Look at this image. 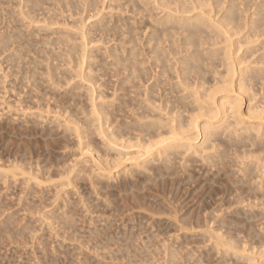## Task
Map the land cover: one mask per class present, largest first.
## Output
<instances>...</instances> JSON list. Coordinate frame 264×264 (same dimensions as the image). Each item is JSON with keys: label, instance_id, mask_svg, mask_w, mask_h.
Masks as SVG:
<instances>
[{"label": "bare ground", "instance_id": "obj_1", "mask_svg": "<svg viewBox=\"0 0 264 264\" xmlns=\"http://www.w3.org/2000/svg\"><path fill=\"white\" fill-rule=\"evenodd\" d=\"M130 1L134 2L135 6L136 5L140 6V8L143 5L141 3H137L138 0H130ZM140 1H142V0H140ZM0 2H3V1H0ZM43 2L45 4V0H26L25 1L26 7H23V8H27L26 9L27 14L25 13L27 15V17L30 18L31 16H33L31 14H33V13L35 14L36 11L42 10L41 8H43V6H44ZM19 4H22L21 0H20ZM155 5H157V7L155 6V8L156 9L160 8L161 12H163L164 15L162 17L148 19V21L146 19L144 21V24H145L144 25V38L145 39H144L143 44L146 45L149 49L148 51H146L145 49L143 50V53L146 51L145 52L146 54L144 53L145 56L147 55L146 58H143L141 60H137V58H135L137 55L135 53L136 49H137L136 48L137 47V39L135 38L134 35H132V33H133L131 31L132 29H124V28H122V25H119V26L122 28L123 32L125 34L130 33L132 35L128 41H130L129 43H134V46L131 47L130 49H128L125 46L117 47L114 44L113 47H111V48L110 47L107 49L105 48L106 50H104V51H106V52H103L104 56L107 55V57H112V59H113L112 65L120 66V69H124L127 73V75L124 78L123 83H122V85L124 83H125V85H128V88H125L127 93L120 94V95L117 94V95H119V97L121 95H123V97H121L123 99L128 96V99H129V96H131L132 93L137 92L139 94L141 92V91L139 92L137 90V87H139L138 85H142L145 87V88H143L144 90L142 89L143 91L141 92L143 94L142 99L140 98L141 100H139V98H137L138 101H135L133 99H129V100L127 99L126 101H124L125 99L124 100L122 99V101L119 104L117 103L118 101L115 100V101H117L116 105H115V102L113 103V105L110 104L111 106H107L109 104H107L105 106L106 103L105 104L102 103V104H104L103 106H105V107H101V108L98 107V104L101 105V103L96 104L94 102V100L91 99L90 102L92 103V100H93V103H94V104L92 103L93 105H90V103L89 104L86 103V104L91 106V107L89 106V109L84 108L82 106V103L80 102L81 107H82L80 110L84 111L85 113L87 112L88 115H86V116H90V114H91V116H93V118H91V119L86 118V116L84 115L83 112H81V114L83 113V115L85 116L84 119H83V116H82V118H80L81 115H79L77 117V114L75 111L79 110L78 108H79L80 104L78 105L77 110L75 109V111L73 110V112H71V110L69 111L72 113L69 116L70 117L73 116L72 117L73 119L75 118V121H73L72 119H71L72 121L71 120L68 121L69 123H70V121H71V123L75 122V125H74V123H72L74 125V126L72 125L74 131L70 130L72 126L65 127L66 128L65 130L66 131L68 130V131H70V133H73V134H75V133L78 134V136L76 134V137H78L77 139H79V140H77V139L76 140L79 141V143H77V146H78V144H80V153H79L80 154V161L77 160V161H79L77 163L82 165V166H80V165H78V166H80L81 168L84 167V169H85L86 165L85 164L83 165V163L84 162L86 164L88 162L91 163L89 165L90 166L89 167L90 172H87L90 177L89 176H87V177H89L90 181L92 180V183H91L92 186H93V184H96L97 181L100 182L105 178L112 179V178L116 177V175H117L116 173H118L119 171H116L115 168L118 166L120 167L121 162H119L118 157L116 158L114 156V154H112L111 152L115 150V146H117L118 142H119V143H121V147H123V148L129 149L131 147H136V148H138V151H137L138 153H142V155L148 154L149 156H153L149 159H143L142 156H139L135 159L130 158V162L131 161H132V163L134 162V165H137L136 167H139V169L145 165L143 168V169H145V171H147V170L151 171V169H152V172H153L152 175H151V172H150V174H147V172H146L145 175H148L147 177L149 179H150V177H152L154 175L155 176L154 179H156V182H157L158 177L164 178L165 176L173 177V176H175V174L177 175L178 171L180 170L177 167L178 166L177 164H179V163H177L178 158L182 157V159H184L185 155H187L186 153L189 154V150L193 149V154L195 153L196 155H200L201 161L200 160H198V161H200L201 164L200 163L199 164L202 165V162H203V164L205 165L204 167L206 168V170L205 169L204 170L207 173H210L214 170L215 172L213 173V175L214 174H217V175L221 174L219 176L226 177L225 180H222L221 183L218 182L219 185L220 184L222 185V186L220 185V188L221 187L222 188L215 195L216 196L218 195L219 197L215 200L213 199L212 200V201H214L213 206L211 205L210 207H207V208H204V207H206V206H204L205 200L203 203L204 207L201 205L202 202L200 203V205L203 207V208L202 207L200 208V210L203 209V213H201L203 218H202V216H200V212L198 210L200 206L197 207L198 209L193 210V212L195 211V213L199 212L198 215L202 219H199L200 217L197 216V214H195V213H194L195 216H192L191 218L188 219V217L190 216L191 210H189L190 213L184 212V211H186V208H185L186 204L184 205L185 210H183V209L182 210L185 214L186 213L189 214L188 217L185 216L183 218V216H181V215H184L183 212L179 216L178 212L181 213V210L179 211V208L182 206L181 205L182 203L178 204L179 206L181 205L180 207L177 204H176L177 207L176 206H174V207L170 206L169 211L170 210L173 211L175 213L174 214L175 216L172 217L171 214H169L167 212L168 210H166V209H168L169 207L166 208L165 210L163 209L164 212L166 211L167 213L166 214L164 213L165 215H162L163 214L162 209L158 208V206H157L156 208H158V209H156V208L152 209V211L154 213V217H156L155 215H157L158 213H162V214H158V216L159 215L160 216L161 215L167 216L168 218L167 217L165 218L166 219L165 223H167V219L169 220L172 218V221H174L173 224L176 223V226H174L175 229L176 228L179 230H183V229L185 230L186 229L188 231V229L190 228L189 229L190 231H188V232H193V230L195 229L196 231L194 230L193 233L202 229L201 233H199V235H202V234L203 235L200 236V238L206 237L208 239L206 240V242H204V240L201 241V243L204 242L202 244L205 245L208 242V240L210 242H212V243H210L212 246L211 250L212 249L216 250L218 252L217 254L221 255L220 260H224L225 263L226 262L231 263L230 258L236 257L235 259L238 258L237 260L239 261V264L240 263L244 264V263H242L243 261L247 262V263L249 262L248 264H264V237L259 238V237H261V235H264V208H262V207H264V37H262L263 38L262 40H260V38H259L260 34H264V0H156ZM0 9H1V7H0ZM21 13L23 14V11ZM23 15H22V17H24ZM38 15H39V13L37 12V17H38ZM13 16L14 15L12 14L11 19ZM35 16H33V17H35ZM15 17H16V15H15ZM34 20H32V21L30 20V22H32V24H33ZM12 21H13V19H12ZM27 21H28V18H27ZM102 21H103L102 19L98 20V22H100V24L102 23ZM30 22H28V23H30ZM35 22H37V21H35ZM15 23H17L16 20H15ZM18 25L20 26L19 23H18ZM21 25H23V24H21ZM25 26H27L26 23H25ZM16 28H17L16 26H15V28H13V30L15 29L14 32H16ZM18 28H19V30L21 29V33H20V31H18L17 34L15 33L16 34L15 35L14 32L12 33V30L10 29L11 33L3 34L2 36L0 35V42H2V44H0V45H2L3 51L4 50L8 51V49H10L13 46L12 49L14 52L9 53L8 56L6 57V58H8V60L7 59L6 60L7 61L11 60V65H12L11 67H13V66L15 67L16 65L17 66L19 65L18 69L20 70V68L23 67V66H20L21 62L23 63L22 60H24V59L26 60L27 55L32 51V50L30 51V47H28V45L29 44L33 45V44L29 38H28L30 41V42L28 41L29 44L27 41H26L27 43L26 42L24 43L23 40H22V42L19 41L20 39L27 40V38L26 39L22 38L23 37V36H21L22 35V28H20V27H18ZM99 29H104L106 31L112 30L111 27H108L104 24L101 25V27ZM10 30H9V32H10ZM37 31L42 32V31H40V29H38ZM34 32H36V31H34ZM34 34H36V33H34ZM81 35L83 36V37L81 36L82 41L83 40L85 41L82 43L83 47H80L81 44H79V47H77L78 45L72 47V49H75V52L74 53H68L64 57H62L58 53L52 52V57L56 56L54 61L56 59H58V62L60 64H71L72 65V63H73L74 66H76V65L80 66L81 71L78 75H80L83 80H85L87 78V81L91 84V87H88V88H91L92 93L96 90L95 91V94H96L97 91L100 92V90H97L95 88V84L97 82L96 80H97L98 76L96 77V75H93V74L88 75L89 73L85 74V69L83 70L85 59L88 57L87 53L90 50V49L88 50V46L90 45V43H92L94 41V39H89L88 37L84 36V34H81ZM18 37H20L19 40H18ZM25 37H28V36L26 35ZM79 38H80V36H79ZM254 38H256V39H254ZM16 40H18V42L20 44L19 43L16 44L17 43ZM111 40H115V42H116V39H114V38ZM46 41L47 42H45V40H44L45 44L43 43V41H41L42 46L44 44V52L46 51L45 48L47 49V45H50L49 41L48 40H46ZM100 41H101V39H98L97 41H94V42L97 43ZM256 41H257V43L259 41L258 45L249 46L250 43H253ZM103 42H105V38L103 39ZM107 43L105 42V44H107ZM31 45H29V46H31ZM246 45H248V47H245ZM39 49H38L39 50L38 53H40L39 54L40 57H37L38 56L37 55L36 57L31 58V59L35 58V60L34 59L28 60V62L24 63V65L28 64V63L29 64L32 63L30 65L34 66L33 68H30L29 64L26 65L27 71L25 70L26 73L23 74L25 80H26V78H28V75H27V74H29L28 72H30L29 77L32 76L33 80H34V78H37V79H35V81L32 80V77H30V79L29 78L27 79L29 83L31 82V80L34 82V83L31 82V84L34 87H37V83H39V82L42 83L41 79L47 78L46 79V81H47L48 77H49L50 78L49 80L53 81V79H51V78H54V76H55V77H57V79H59L58 75L60 74L59 69H58L59 72L55 71L58 68V65L55 66L56 68L54 70L49 63L44 61V59H46V58L48 59L50 56H46V58L43 57V55L45 53H47V52L43 53V48H42V53H43L42 57L44 59L41 61H44V63H46L45 66H46L47 70L45 69V66H43L44 65L43 62L41 63V61L40 62L36 61V58H38V59L42 58L41 57V54H42L41 48H39ZM99 49L102 50L101 48H99ZM99 49H98V51H99ZM23 51H24V53H23ZM79 51H82V53L80 54ZM48 54H49V52L46 55H48ZM94 54H96V52ZM94 54H93V57H94ZM96 56H97V54H96ZM146 63L149 64V68L145 65ZM17 66H16V68H17ZM74 66L71 67V69H69L71 71L67 70V71L71 72L70 74L72 76L75 74V73H73V70H72V68L74 69ZM43 69H45V71H47L46 75H45V72L43 71ZM40 71L44 72V73H42L43 78H42V74H40ZM69 72H67V73L69 74ZM70 74H69V77H70ZM44 75H45V77L46 76L47 77L45 78ZM67 77H68V75H67ZM60 78L63 79L64 77H60ZM167 79H169V80H167ZM170 79H172V80H170ZM174 79H176L177 81L174 82L173 81ZM56 81H57V83H59L58 80H56ZM59 81L61 83L62 80L59 79ZM167 81L168 82L173 81V83L171 82V83H169L170 84L169 86L163 88V85L168 83ZM54 82L55 81H53V83ZM62 82H64V81H62ZM42 87H43V85H42ZM119 89H121V88H119ZM43 90L46 91V89H43ZM45 91H43V92H45ZM122 91H123V88H122ZM70 92H71V90L69 91V93L67 92V94H70ZM116 92H117V90H116ZM124 92H125V90H124ZM181 93H183V94H181ZM138 94L135 96L141 97V95H138ZM74 95H72V98ZM77 96L78 95H76L74 97H77ZM84 96H87V94H85ZM58 97H60V96H58ZM116 97H118V96H116ZM119 97H118V99H120ZM143 97H144V99H143ZM69 98H70V96H69ZM55 99H56V101H57V99H59V98H57V95H56ZM96 99L97 98L95 97V100ZM71 101L72 100L70 99V102ZM38 102L41 104L40 101H38ZM75 102H76V100H75ZM112 102H110V103H112ZM53 103H55V102H53ZM83 103H85V102H83ZM62 104L63 103L61 102V106H62ZM64 104H66V103H64ZM72 104H74V103H72ZM58 105H59V103H58ZM68 105H69V103L67 104V106ZM70 106H72V105H70ZM73 107H75V106L73 105ZM58 109L59 108L57 107L56 110H58ZM65 109H66V107H65ZM60 110H61V108H60ZM66 110H67V112H66ZM66 110H65V112L68 113V109H66ZM60 112H61V114H63L62 111H60ZM60 112H58V113L60 114ZM74 112L76 115L74 114ZM90 112H92V113H90ZM66 113L64 115H66ZM93 113L95 114V116ZM59 114H57L58 115L57 117H59L61 115V114L60 115ZM70 117H69V119H70ZM34 118H32V119H34ZM59 118H57V119H59ZM65 119L68 120V115H66ZM59 120H58V123H59ZM18 122H20V120ZM25 122L28 123V120ZM65 122H66V120H65ZM68 122H66L65 124L69 125ZM58 123L57 124L55 123L56 126L53 124L55 126L54 128L58 127ZM110 127H112V130L109 132L108 130H110ZM71 131H73V132H71ZM67 132H64V133H67ZM47 133H49V132H47ZM64 133H61V134L64 135ZM93 134H96V136L100 135L101 138L104 139V140L101 139V140H103V145H104V143L106 144V141H107V145H105V147L102 148V146H101L102 141H100V140H99L100 145H94V143H92V140H94V139H92ZM24 135H25V133H24ZM45 135H46V132H45ZM68 135H69V133H68ZM8 136H9V133H8ZM85 138H87V139L90 138L92 140H90V139L85 140ZM199 138L201 141L200 144L198 145L199 141L197 144H195L194 143L195 140L199 139ZM19 139H20V137H19ZM97 141H98V139H97ZM182 149H183V151H182ZM205 150L210 151V152L212 150V153L209 152L207 155H202V154L207 153V152H205ZM0 152H1V150H0ZM75 153H77V150ZM200 153H202V154H200ZM11 154H12V152H11ZM18 154H17V157H18ZM77 155L78 154H76V156ZM30 156H32V154ZM192 156L195 157V155L189 156L190 159L188 158V156L186 157V165L188 162L187 158L189 160H191ZM194 157H193V159H194ZM196 158L197 157H195V159ZM76 159L77 158H75V160ZM197 159H199V158H197ZM11 160L12 159L10 158V161H9L10 163L8 164L7 167H0V177H2L3 180L8 181V179L11 177L16 179V180L17 179L20 180V178H17V176L21 175V177L24 176L23 177L24 180H22V182H27V184H28L30 181H32V183L34 182L39 186V185H42L43 183L45 184V182L47 183V181H43L45 175L50 176L52 174V173L50 174L49 172H46V171H49L48 168L50 169V167H47V170L44 168L43 170L44 171L46 170L45 171L46 173H43L44 172L42 170L43 166H41V164H40V161H39L40 159L38 161L37 160L34 161L31 159H30V161H25V159H23L22 163H26L27 167L25 164L18 162L19 160H16V159L14 161H11ZM181 160L180 161L178 160V162H180V164L182 161H184V160H182V161ZM194 160H193V162L196 161V160L195 161ZM127 161H129V158H127ZM45 162H46V159H45ZM61 162H62V164H64V165H62L63 167L64 166L69 167L71 165L70 162H69V164H70L69 166L66 165L68 163L65 162V159H64V161H61ZM157 162H158V164H157ZM48 164H50V163H48ZM127 164H128V162L126 163V166H127ZM180 164H179V166L181 168L185 163L182 165H180ZM190 164H193V163H190ZM57 166H58V164H57ZM59 166H58V168L60 169ZM71 166H73V164ZM78 166L76 164L75 167L74 166L71 168L69 167L70 169L66 168L67 170H65V167H64L63 168L64 170H61L62 169L61 168L59 171L57 170V168H55L57 170V172H53V174L55 173L57 176L60 177L59 180L57 179V181H59V183H60V186L61 185H62V187H64L63 185H73L74 186V184H77L75 182H77V179H79L81 177V174L83 173V172L81 173V171L78 170V168H77ZM121 166H123V165H121ZM124 166H125V164H124ZM124 166L122 167V172H124L123 171ZM191 166H193V165H190V169L192 168ZM51 167H52V165H51ZM186 167L184 166L185 169H189L188 168L189 165L187 168ZM201 167L203 168V165ZM201 167L199 166L196 168L199 169ZM127 168H128V166H127ZM184 168L182 167L181 169L183 170ZM196 168H194V169L196 170V172H198V170ZM86 169H88V168H86ZM86 169H85V171L89 170V169L88 170H86ZM185 169H184V171H185ZM81 170L83 171V168ZM113 170L116 172H114ZM131 170H132V168L130 169V171H128L127 174H129V173L132 174L134 172L135 174L133 173L132 175H136V176H134L136 178L138 176L137 173L135 172L136 170H134V171L133 170L131 171ZM140 170H142V169H140ZM145 171L144 172L142 171V173L144 174ZM186 171H188V170H186ZM200 171H201V169H200ZM199 172H198V174H199ZM84 173H86V172H84ZM125 173L126 172H124V174ZM187 173H184L183 175L188 176ZM190 173H191V171H190ZM202 173H203V171H202ZM207 173H206V175H207ZM119 174L117 175V177L119 176ZM143 174H141L140 176H142ZM202 175H205V174H202ZM213 175H211V176L213 177ZM51 176H53V175H51ZM57 176L54 175V178H58ZM193 176L194 175H192L191 178L194 179L195 177H193ZM195 176H197V173ZM84 177H86V174H85V176L82 177V179ZM126 177H128V176H126ZM126 177H125V180H126ZM200 177H202V176H200ZM214 177H215V175H214ZM23 178H21V179H23ZM54 178L52 180L56 183L57 181H55ZM140 178L142 179V177H140ZM152 178H151V180H152ZM161 178H159V179H161ZM219 178H221V177H219ZM11 179H9V180H11ZM136 179H139V178H136ZM141 179H140V182L143 180V179L142 180ZM154 179L151 181L152 183L149 180H148V182L153 184ZM184 179H186V178H184ZM184 179H181L180 181L182 182V181H184ZM200 179H202V178H199V181L197 179V181L202 182V181H200ZM128 180L130 181V179H128ZM174 180H175V178H174ZM189 180H190V178H189ZM189 180H188V182H190ZM80 181H81V179H80ZM160 181H162V180H159V182ZM164 181L166 182V180H164ZM175 181L173 182V179H172L173 183H175ZM180 181H179V185H181L183 187L184 183L181 184ZM192 181L193 180H191V182ZM205 181H208V180H205ZM205 181H203V183ZM209 181L213 182L215 185V182L218 180L212 181V179L211 180L209 179ZM209 181H208V183H209ZM48 182H49V179H48ZM83 182H85V181H81V183H83ZM140 182L138 180V182L135 181L134 183L136 184V183H140ZM3 183H4V181H3ZM17 183H19V182H17ZM149 183H148V185H150ZM213 183L211 186H213ZM20 184H21V182L19 183V187H20ZM53 184H51V185H53ZM135 184H132V186ZM196 184H197V182H196ZM196 184H193V185H195V187H199V186H196ZM200 184H202V183H200ZM204 184H202V186ZM216 184H217V182H216ZM3 185H5V184H3ZM8 185H10V184H8ZM141 185L144 186L142 182H141ZM148 185L145 184L146 190H147V188L149 189ZM22 186H23V183H22ZM26 186H25V188H26ZM30 186H32V184H30ZM34 186H35V190H36V185H34ZM76 186H78V185H76ZM94 186H97V187H95L96 190L95 189H93V190L97 191L98 185L96 184ZM145 186L139 187V189H141V188L144 189ZM191 186H192V184H191ZM49 187H50V185H49ZM57 187L60 188L59 186H57ZM150 187L152 188L153 185ZM159 187H161V186H158V188ZM175 187L176 186L174 185V188ZM177 187H178V185H177ZM184 187H186V186H184ZM184 187L182 189H184ZM187 187H189V186H187ZM5 188H7V186ZM8 188L10 189V187H8ZM14 188H16V187H14ZM32 188H33V186H32ZM42 188H44V187H42ZM79 188H81V187H79ZM167 188H165V189H167ZM171 188H173V187H171ZM218 188H219V186H218ZM40 189H41V186H40ZM60 189H62V188H60ZM67 189H69V188H66V191H67ZM153 189H155L154 190L155 192L157 191L155 186ZM182 189H181V191H182ZM197 189H199V188H197ZM197 189L196 190L193 189L194 190L193 192L197 191ZM206 189H205V191H206ZM214 189H215V187H214ZM23 190H24V192H26L25 189L22 188V191ZM35 190H33L34 191L33 193H36L39 189L37 188V191H35ZM186 190H188V188ZM147 191L149 192L150 190H147ZM165 191H167V190H165ZM173 191L174 190H172V193H173ZM176 191L177 190L175 189V192ZM184 191H185V189H184ZM184 191H183V193H184ZM189 191H190V189H189ZM124 192H126V191H124ZM136 192L140 193L138 191H136ZM193 192H192V194H193ZM200 192H202V191L200 190ZM211 192L212 191H210V193ZM19 193H21V192H19ZM71 193H70V195H71ZM80 193L82 194V192H80ZM97 193H100V192L97 191ZM164 193H166V192H164ZM164 193H162V194H164ZM172 193H170V195ZM179 193H181V192H179ZM146 194H147V192H146ZM150 194H152V193H150ZM188 194H189V192H188ZM199 194L201 195V193H199ZM203 194H204V192L202 193V195ZM60 195H63V194H60ZM157 195L158 194H156L155 196H157ZM176 195L177 194H175V196ZM205 195L206 194H204L203 197ZM25 196H28V195L26 194ZM155 196L153 197V195H152V197H150V198L154 199V198L158 197V196L157 197H155ZM1 197H3V195ZM60 197H62V196H60ZM81 197H83V196H81ZM160 197L163 198V200L165 202H167V200H169L170 196H168L167 200L162 196H160ZM171 197H170V200H171ZM203 197H201V198H203ZM58 198H59V196H58ZM64 198H66V195ZM67 198H68V195H67ZM159 198H157L158 201H159ZM161 198H160V201H162ZM205 198H203V199H205ZM29 199H30V197H29ZM109 199H110V197H109ZM172 199H174V198H172ZM178 199H179V197H178ZM193 199H194V197H193ZM30 200H32V199H30ZM60 200H63V198L62 199L60 198ZM66 200H68V199H66ZM66 200L64 199V202H66ZM97 200H100V199H97ZM105 200H108V199L105 198ZM129 200H131V199H129ZM154 200H155L154 203H153V201H151L153 206L155 205V202H157L156 199H154ZM182 200H183V196H182L181 201ZM196 200H197V198H196ZM201 200L202 199H198L196 202L201 201ZM79 201H80V199H79ZM164 201H162L163 204H164ZM174 201L177 202V197H176V200H174ZM179 201H178V203H179ZM183 201L185 202V200H183ZM109 202H111V201H109ZM126 202L127 201H125V203ZM170 202L172 204L173 200L169 201V203ZM25 203L27 204L26 201H25ZM25 203H23V204L26 206ZM29 203H32V201H30ZM81 203H82V201H81ZM92 203H93V201H92ZM98 203H100V201ZM134 203L136 204V202H134ZM134 203H132V204L134 205ZM162 203L160 202V204H158V203H156V204L162 205ZM169 203L167 202L165 204L170 205ZM152 204H148V207ZM30 205L31 204H29V206ZM65 205H67V203H65ZM65 205H64V207H65ZM2 206L3 205H1V207ZM29 206H27V207H29ZM86 206H88V205H86ZM129 206L130 205H128V207ZM139 206H140V204H139ZM146 206H147V204L145 205V208H146ZM153 206H151V208H153ZM162 206H164V205H162ZM31 207H32V205L29 207L30 209L29 208L28 209L32 210ZM137 208H139V207H137ZM137 208H135V209H137ZM85 209H86V207H85ZM133 209H134V207L132 209H130V210H132V212L130 211L131 213L134 212ZM140 209L142 210L143 208H140ZM148 209H150V208H148ZM125 210H126V208L123 211H125ZM144 210L150 211V210L143 209V212H144ZM126 211H129V210H126ZM152 211H151V213L149 212L151 215L153 214ZM66 212L64 215L62 214L63 215L62 217H64L66 214H69L68 212L67 213ZM134 213H136V212H134ZM140 213H141V211H140ZM146 213H148V212H146ZM146 213H145V216H147ZM137 214L138 213H136L134 215L137 216ZM168 214L170 215L171 218L168 216ZM149 215L147 216V218L150 217ZM66 216L69 218H65V217L62 218L65 220V222L72 220L71 215H66ZM196 216L198 218L197 220H196ZM154 217L151 216V218L155 219ZM8 218H10V216ZM193 218H195V219H193ZM64 220H62V221L64 222ZM147 220L149 221L150 219H147ZM152 220L150 221L151 223H153V221L155 222V220H157V219H155L153 221ZM162 220H164V219H162ZM240 220H243V221H240ZM12 221L14 222V220H12ZM60 221L61 220H59V222ZM244 221L249 222V223H245ZM6 222H7L6 224H8L9 221H6ZM157 222L160 223V220ZM169 222H170V225H169V223H168V225L173 228V226H172L173 224L171 225V221H169ZM242 222H244V223H242ZM14 223H12V224H14ZM50 223H53V222H50ZM93 223H94V221H93ZM123 223H125V222H123ZM159 223H157V224H159ZM165 223H164V225H165ZM4 224L2 222V226ZM157 224L155 223L156 226H157ZM61 225H63V224L61 223ZM127 225H125L126 228H127ZM153 225H150L152 227V231H153ZM160 225H163V224H160ZM26 226L28 227L29 225H26ZM70 226H66V228L67 227L70 228ZM123 226H124V224H123ZM169 226L166 225V227H168L167 229L170 230ZM6 227L3 226L4 229ZM12 227H15V224ZM157 227H160V226H157ZM195 227H198V229ZM23 229H24V226H23L22 230ZM149 229H151V228L149 227ZM191 229H192V231H191ZM6 230H8V229L6 228ZM24 230H23L24 232H29V230L28 231H26V229H24ZM65 230H67V229H65ZM96 230H98V229H95V231ZM8 232H9V230H8ZM11 232H10V234H12ZM22 232L21 233L19 232L21 234L20 238L22 237V235H25V236L27 235L30 237L29 234H24ZM118 232H116V233H118ZM120 232L122 233V231H120ZM178 232H176V233H178ZM16 233H18V232H16ZM89 233H90V230H89ZM185 233L183 231V235ZM5 234H2V235H5ZM7 234L9 235V233H7ZM103 234H101V235H103ZM99 235H100V233H99ZM188 235H190V233ZM25 236H23V237L25 238ZM27 236H26V238H27ZM88 236H93V235H88ZM107 236H108L109 240L111 239L110 240L111 242L114 241V238L112 236L111 237H109L110 235H107ZM115 236H118V235H115ZM123 236H125V235H123ZM128 236L130 237V235H128ZM185 236H187V235L185 234ZM194 236H196V235H194ZM6 237H8V236L6 235ZM16 237H19V236H16ZM94 237H95V235H94ZM97 237H99L98 234H97ZM105 237H106V235H105ZM118 237H116V238L118 239ZM10 238H12V237H10ZM32 238H33V236L31 237V239ZM108 238L106 237V239H108ZM112 238H113V240H112ZM120 238H122V236ZM123 238H125L129 242V244H127L128 242L126 240H125L126 243L123 240L122 242L125 244L124 245L121 244V245L123 246L124 250L122 248H121L122 252H120V249L117 251L118 248L116 249V251L114 250V252H116V253L113 254V257H115V258H117V255H115V254H118V253L121 254L122 253L121 259H123L124 258V256H123L124 251H126V249L129 247L128 245H130L132 242V241L130 242L129 239H127L128 237L127 238L123 237ZM198 238H196L197 240L194 241L195 245H197L196 241H198V243H199ZM1 239H2V237H1ZM4 239H6V238H4ZM21 239H23V238H21ZM89 239L91 240V237H89ZM89 239H87V240L89 241ZM117 239H115V241H119V239L118 240ZM75 240H76V238H75ZM75 240L73 242H75ZM99 240L101 241L102 239H99ZM105 240L101 241V242L99 241V242L100 243L103 242V243H105L104 245H106ZM109 240L107 241L108 243H109ZM23 241H25V240H23ZM76 242L79 243L78 240H76ZM83 242H85V241H83ZM90 242H88V243L90 244ZM194 242L190 241L189 243H194ZM100 243H98V245ZM103 243H102V245L100 244L101 246L99 245L100 247L97 245L96 248L100 249L103 246ZM112 243H114V242H112ZM117 243H119V242H117ZM172 243H173L172 246H174V242H172ZM189 243H188V245H189ZM201 243L199 245H202ZM81 244L87 246L86 245L87 243H79L78 245L80 246ZM114 244H112V245L114 246ZM149 244L150 243H148V244L143 243L141 245V247L143 248L144 251H145L144 248H146V247L149 248V246L151 245V244L150 245ZM210 244H206V245L208 246ZM83 245H81V247ZM90 245L92 246V244H90ZM93 245L96 246L94 243H93ZM110 245H108V246H110ZM121 245H119V247ZM147 245H149V246H147ZM191 245H193V244H191ZM199 245H197L196 248H194L195 247L194 246L193 247L194 250L199 251L200 248L203 246V245L202 246H199ZM85 246H83V247H85ZM115 246L117 247L116 244H115ZM176 246H178V245L176 244ZM176 246L172 247V249L170 248L171 249L170 250L171 252L169 253L170 256L169 257L167 256V257L169 258V261H170V259H172L171 261L174 262L175 264H180L181 259H180V262H178L179 260L176 258V257H178L177 256L178 255L177 254L178 247H176ZM180 246H181V244L179 245V247ZM87 247H85L84 249L88 250ZM105 247L107 248V245ZM105 247H103V248H105ZM131 247H132V244H131L130 248ZM168 247H171V246H167V248ZM74 248L76 249L75 246H74ZM82 248H80V249L83 250ZM130 248L127 249L128 250V251H126L127 253L130 252L129 251ZM80 249L78 248V251ZM138 249H140V248H138ZM31 250H33V248H31ZM81 250H80V252H81ZM143 250L140 249L138 252L142 253ZM196 251H194V252H196ZM198 251H197V253L200 252V251L199 252ZM33 252H34V250H33ZM134 252L136 253V248H135ZM193 253H192V255H193ZM34 254H35V252H34ZM195 254L196 253H194L193 256H195ZM31 255L34 256L33 253H31ZM192 255L190 253L189 256H191V257L188 258V260L190 261V264L192 261L190 259L194 258ZM36 256H37V254H35L34 257H36ZM113 257H112V259H113ZM134 257H136V256L134 255ZM197 258H198V256H196L195 260H197ZM34 259H37V261L39 260L38 257H36ZM227 259H229V261H226ZM84 260H86V259H84ZM37 261L35 260V262L37 264L41 263V262H39L41 260L38 261L39 263ZM44 261L47 263V261L45 259H44ZM202 261L203 260H201V258L199 257L198 261L197 262L194 261V262L196 264H199V263L201 264ZM235 261L233 260V262H235ZM172 262H171V264H172ZM237 262H235V264H238ZM80 263H81V261H80ZM185 263H187V262H185ZM81 264H83V262ZM128 264H130V262H128Z\"/></svg>", "mask_w": 264, "mask_h": 264}, {"label": "rangeland", "instance_id": "obj_2", "mask_svg": "<svg viewBox=\"0 0 264 264\" xmlns=\"http://www.w3.org/2000/svg\"><path fill=\"white\" fill-rule=\"evenodd\" d=\"M0 1H3V2H0L1 3L0 4V7H1V9H0V35L2 36L3 34L11 33V30L13 33L15 30V29L13 30V28H15V26L17 28H16V32H14V34L15 33L17 34L18 31H20V33H21V29L19 30V28H18V27H20V28H22V35H21V36H23L22 38H25V39L27 38V40L20 39V37H18V40L20 39L19 41H21V42L23 40V42L25 43L26 41L28 42L30 39V41L33 44V45H31V44H29L30 41L28 42V44L31 45V46L28 45V47H30V51L31 50L32 51L27 55L26 60L25 59L22 60L23 63L21 62L20 66H23V67H21L20 70L18 69L19 65L18 66L16 65L17 68H16V66L11 67L12 66L11 60L7 61L8 58H6L9 53L14 52L12 49L13 46L10 49H8V51L7 50L3 51L2 50L3 47H2V45H0V150H1V152H0V167H7L8 164L10 163L9 162L10 158L12 159L11 161H14L16 159V160H19L18 162H20V163H22L23 159H25V161H30V159L34 160V161H36V160L38 161L40 159L39 160L40 164H41V166H43L42 170L44 168L47 170V167H50V169L48 168L49 171H46V170L45 171L49 172L50 174L52 173L51 175H53V176L45 175L43 181H47V183L45 182L46 185L42 182L43 184L39 185V186L34 182L32 183V181H30L28 183L29 185L27 184V182H22V180H24V178H23L24 176L21 177V175L17 176V178H20V180L19 179L16 180V179L11 177L14 181L11 178H9L11 180L8 179V181L3 180V178L0 177V181H1L0 182V194H1L0 195V220H1L0 221V223H1L0 224V264H37L35 262V260L37 261V259H34L36 257H38V259L41 260V261L38 260L41 263H39L37 261L39 264H44V263L45 264H81L82 262H83V264H119V263L120 264H128V262H130V264H169V263L171 264L172 259H170V261H171L170 262L168 257L170 256L169 255V253L171 252L170 250L172 249V247L176 246V244L178 245V246H176V247H178V250H177V254H178L177 256L178 257H176L179 260L178 262H180V259H181L180 264H184L185 262L190 264V261L188 260V258L191 256H189V254L191 253V255H192V253L194 251H196V250H194V248H196V246L199 245L201 243V241L204 240V242H206V240L208 238H206V237L200 238V236L203 235V234L199 235V233H201L202 229L198 230L199 232L197 231L195 233H193L195 229L193 230V232H188V231H190L189 230L190 228L188 229V231L186 229L185 230L184 229L179 230L177 228L175 229L174 226H176V223H174L175 225L173 224L174 221H172V218L169 215V214H171V216L173 217V216H175L174 215L175 213L171 210L169 211L170 206H172V207L176 206L177 207L178 204L182 203L181 204L182 206L180 205L181 207L178 205L180 207L179 211L181 210V213L178 212L179 216H180L182 214L183 210H185L184 205L186 204V206H185L186 211H184V212H189V210H191V213L189 212L190 216L188 217L189 214H187V213L185 214L183 212L184 215H181V216H183V218L185 216H187L189 219L192 216H195V214H197V216H199L198 215L199 212H200V216H202L201 213H203V209L200 210V208L204 204H205L204 206H206V207L203 206L204 208L210 207L211 205L213 206L214 201H212V200L213 199L215 200L219 197L218 195L216 196L215 194L218 193L220 191V189L222 188V187L220 188L221 184L219 185L218 182L221 183L222 180H225L226 177L219 176L221 174H218V175L214 174L215 175V177H214V175H213V173L215 172L214 170L210 173H207L205 171L206 168L204 167L205 165L203 164V162H202L203 168L201 167L202 165H200L201 164L200 155H196L195 153L193 154V149H192V150H189L190 155L188 153H186L187 151L185 152L187 155H185L184 159H182V157L178 158L179 161L182 159L185 162L181 160L182 162L180 164V162H178V160H177V163H179L180 165L185 163L182 166L183 168H184V166L188 167V165H189V167H188L189 169L184 168L185 171L186 170H188V171L185 172L184 169L182 170L181 169L182 167L180 168L179 164H177L178 169H180L178 171L177 175L175 174V176H173V177L165 176L164 178H161V177L157 178L156 177L158 180L157 181L158 183H157L156 179H154L155 178L154 175H153L154 177L152 176L153 178L150 177V179L147 177L148 175H145L146 172H147V174H150V172H151V175H152V173H153L152 169H151V171L150 170L145 171V169H143L145 166L144 165L143 167L140 168L142 170H140L139 167H136L137 165H134V162L133 163H132V161L130 162V158L135 159L139 156H142L143 159H149L153 156H149L148 154L142 155V153H138L137 152L138 148H136V147H131L129 149L123 148V147H121V143L118 142V145L115 146V150L112 151L111 153L114 154V156L116 158L118 157L119 162H121V165L124 166V164H125L123 171L126 173L124 174V172H122L123 166L120 165V167L119 166L116 167L115 168L116 171H119L116 174L118 175L120 173L119 176L117 177V175H116V177H114L112 179L105 178L100 182L97 181L96 184L98 185V188H99V189L97 188V191L100 192V193H97V191L93 190L97 186H94L96 184H93V186L91 185L92 180L90 181V179H89L90 176L87 173V172H90V168H89L90 166L89 165L91 163H89V162L87 164L85 162L83 163V165L85 164L86 168L89 169L88 170L85 168L88 171H85L84 167H82L83 168V171H82L81 170L82 168L80 167L82 165L77 163L80 161V154H79L80 153V144H78V146H77V143H79V141H77L79 139H77L78 137H76L77 133L74 132L75 134H73V133H70V131L67 130L68 131L67 132L65 130L66 129L65 127L72 126L73 125L72 123H74V125H75V122L71 123L72 120L75 121V118L73 119L72 118L73 116L70 117L69 115L72 114L71 112H73V110L74 111H75V109L77 110V107L80 104V102L82 103V106L84 108L89 109V106L94 104L93 100L96 104L101 103V105L98 104L99 108L105 107L107 104H109L107 106H111L110 104L113 105L114 102L116 105L117 103L119 104L122 101L123 98H121V97H123V95H121L120 97H119V95L127 93L125 88H128V85H125V83L122 85L123 80L126 77L127 73L124 69H120V66L112 65L113 64L112 57H107V55L104 56L103 52H106L104 50H106L107 48L113 47L114 44L117 47L125 46L126 48L130 49L131 47L134 46V43H129L130 41H128V40L131 38L132 35H134L135 38L137 39V47H136L137 49L135 52L137 55L135 58H137V60H141L143 58H146L147 55L145 56L144 53L146 51H148L149 49L146 45L143 44L144 39H145L144 38V25H145L144 21L146 19L148 21V19L162 17L164 15V13L161 12L160 8H158V9L155 8V6L157 7V5H155L156 0H142V1L138 0L137 3L143 4L144 5V6L142 5L143 8L142 7L140 8V6H137V5L135 6L134 2H132L130 0H45V4L43 2V4H44L43 8L44 9L41 8L42 10L36 11L35 14L34 13L31 14L33 16L36 15L35 17L30 15L32 18L27 17V15H26L27 14V10H26L27 8H23V7H26L25 6L26 0H21L22 4H19L20 0H0ZM22 11H23L24 15L21 13ZM37 12L39 13L38 17H37ZM12 14L14 15L12 17L13 21L11 19ZM15 15H16V17H15ZM22 15L24 17L26 16L28 18V21H27V18L25 17L26 18L25 19L24 17H22ZM99 19L103 20L101 24H100V22H98ZM15 20L17 23H15ZM30 20L31 21L34 20L33 24H32V22H30ZM35 21H37V22H35ZM28 22H30V23H28ZM18 23L20 24V26L18 25ZM25 23L27 26H25ZM21 24H23V25H21ZM103 24L108 26V27H111L112 30L106 31L104 29H99L101 27V25H103ZM119 25H122V28H124V29H132L131 30L133 32L132 35L130 33L125 34ZM36 29L37 30L40 29V31H42V32H38ZM9 30H10V32H9ZM34 31H36V32H34ZM34 33H36V34H34ZM81 34H84V36L88 37L89 39H94V41L101 39L100 42L95 43L93 41L92 43H90V45L88 46V50L90 49L89 52L87 53L88 57L85 59V63L83 66V70L85 69V74L89 73L88 75L93 74V75H96V77L98 76L97 80H96L97 82L95 84V88L97 90H100V92L97 91L96 94H95L96 90L92 93L91 88H88V87H91V84L87 81V78L85 80H83L81 78V76L78 75L81 71L80 66H77V65L74 66L73 63H72V65L71 64H60L58 62V59H56L54 61L56 56L52 57V52L58 53L59 55L64 57L68 53H74L75 52V49H72V47L77 46V45H78L77 47H79V44H81L80 47H83L82 43L85 41L84 40L82 41L83 36ZM26 35L28 37H25ZM79 36L81 39L79 38ZM262 37H264V34H260V36H259L260 40L263 39ZM104 38H105V42L106 43L108 42L107 44H105V42H103ZM113 38L116 39V42H115V40H111ZM254 39H256V38H254ZM18 40H16L17 41L16 44L19 43ZM44 40H45V42H47L46 40H48L50 43V45H47V49L45 48V50H46L45 52H47V53L49 52L48 55H46L47 53L44 52V44H45ZM41 41H43V43H44L43 46H42ZM0 44H2V42H0ZM258 44H259V41H258V43L256 41V42L250 43L249 46L258 45ZM245 47H248V45H246ZM39 48H41V53H42V48H43V53H45L44 55L42 53L41 57H42V55L45 58H46V56H50V57L48 59L46 58L47 60L44 59L43 57L39 58V59L36 58V61L40 62L41 60L44 59V61L49 63L54 70L56 68L55 66L58 65V68L55 71L57 72L59 69L60 74L58 75V78L64 82L61 81V83H60L59 79H57V77H55V76H54V78H51V79H53V81H55L54 83L52 80H49L50 79L49 77H48V80L46 81L47 76L45 77V75H46L47 71H45V69H46L45 64L46 63H44V61H41V63L43 62V64H44L43 66H45V69H43V71L45 72L44 77L46 79L43 78L42 73H44V72L40 71V74H42V78H43V79H41L42 83L39 82V83H37V87H34L31 84V82L34 83L33 81H35V79H37V78H34V80H33L32 76H30V77H32L33 81L31 80V82L29 83L27 79L28 78L30 79V77H29L30 72H28L29 74H27L28 75V78H26L27 81L24 79L23 74L26 73L25 72V70L27 71L26 65L29 64L28 63V64L24 65V63L28 62V60H33V59L35 60V58H33V59H31V58L36 57L37 55H38L37 57H40V55H39L40 53H38V51L40 50ZM99 48H101L102 50H100ZM98 49H99V51H98ZM144 49L146 51L143 53ZM94 51L96 52L97 56H96V54H94L95 53ZM23 53H24V51H23ZM79 53L81 54L82 51H79ZM93 54H94V57H93ZM30 64H32V63H30ZM30 64H29L30 68H33L34 66H32ZM145 65L149 68V64L146 63ZM73 66H74V69L72 68V70H73V73H75V74L72 76L70 74L71 72H69L71 70H69V69H71V67H73ZM67 70H69V71H67ZM67 72H69L70 77H69V74ZM67 75H68V77H67ZM59 76L64 77V78L62 79ZM56 80H58L59 83H57ZM167 80H169V79H167ZM170 80H172V79H170ZM173 81L176 82L177 80L174 79ZM173 81H169V82L167 81L168 83L163 85V88L169 86L170 85L169 83H171V82L173 83ZM42 85H43V87H42ZM138 86L139 87H137V90L139 92L140 91L142 92L144 90L143 88H145L142 85H138ZM119 88H121V89H119ZM122 88H123V91H122ZM43 89H46V91ZM70 90H71L70 94H67V92L69 93ZM116 90H117V92H116ZM124 90H125V92H124ZM43 91H45V92H43ZM141 92L139 94L137 92L132 93V95L134 94L133 95L134 97L131 95V96H129V99H133L135 101H138L137 98H139V100H141L142 95H143ZM85 94H87V96H84ZM117 94H119V95H117ZM137 94L141 95V97L140 96L136 97L135 95H137ZM181 94H183V93H181ZM56 95H57V98H59V99H57V101L55 99ZM72 95H74V96L78 95L77 96L78 98L73 96V98H74L73 99ZM58 96H60V97H58ZM69 96H70V98H69ZM116 96H118L120 99H118V97H116ZM95 97L97 98L96 100H95ZM70 99L72 101L73 100L74 101L70 102ZM91 99H93L92 100L93 104L90 102ZM124 99L123 100L126 101L128 99V96ZM143 99H144V97H143ZM75 100H76V102H75ZM115 100H117L118 102ZM38 101H40L41 104ZM53 102H55V103H53ZM61 102L63 104L64 103H66V104H64V105L62 104V106H61ZM67 102L69 103L68 106H67V104H68ZM83 102H85V103H83ZM110 102H112V103H110ZM58 103L60 106L58 105ZM72 103H74V104H72ZM86 103H88V104L90 103V105H88ZM102 103H104V104L106 103L105 106H103L104 104H102ZM70 105H72V106H70ZM73 105L75 107H73ZM57 107L59 108L58 109L59 111L56 110ZM65 107H66V109H68L69 114L66 113L67 110L65 109ZM60 108H61V110H60ZM81 108L82 107L80 104V106L78 108L79 110H77L78 112L77 111H75V112L77 114V117L79 115H81L80 118H82V116H83V119H84L85 116L88 114H87V112L85 113L84 111L80 110ZM65 110H66V112H65ZM70 110H71V112H69ZM60 111H62L63 114H61ZM58 112H60L61 115ZM75 112H74V114H75ZM81 112H83L85 116L83 115V113L81 114ZM56 113L60 115L59 116L60 118L57 117L58 115ZM65 113H66V115H68V120L65 119L66 118V115H64ZM90 113H92V112H90ZM94 116H95V114H94ZM34 117L35 118L37 117V118L35 119ZM69 117H70V119H69ZM25 118L28 120V123L25 122V121H27ZM32 118H34V119H32ZM57 118H59L61 121ZM86 118L91 119V118H93V116H91V114H90V116H86ZM19 120L21 123L18 122ZM58 120H59V123H58ZM65 120H66V122L71 120L70 123L68 122L69 125L65 124L66 123ZM55 123L56 124L58 123L59 128L58 127L54 128L56 126ZM73 126L71 127L70 130H73ZM111 130H112V127H110V130H108V131L110 132ZM73 131H71V132H73ZM45 132H46V135H45ZM47 132H49V133H47ZM64 132H67V133H64ZM8 133H9V136H8ZM24 133L26 136L24 135ZM61 133H64V135ZM68 133H69V135H68ZM96 134H93L94 136L92 135V139H94V140L90 139L91 137L88 139L85 138V140H89V139L92 140V143H94V145H100V141H102L101 146H102V148H104L105 145H107V141H106V144L104 143V145H103L104 139L101 138L100 135H99L100 137L97 135L99 137L98 138L96 136ZM77 136H78V134H77ZM19 137H20V139H19ZM200 138L196 139L194 143L197 144L199 141V143H198V145H199L201 142ZM97 139H98V141L99 140L100 141L98 142ZM101 139H103V140H101ZM76 150H77V153H75ZM182 151H183V149H182ZM11 152H12V154H11ZM205 152H207V153H205ZM205 152H204L205 154H202V153H200V154L207 155L210 151L205 150ZM210 153H212V150ZM17 154H18V157H17ZM31 154H32V156H30ZM76 154H78V155L76 156ZM191 155H195V157H197L199 159H197V158L195 159V157L192 156L191 160H189L190 159L189 156H191ZM187 156L189 159L187 158L188 162L186 165V157ZM193 157L196 161L193 159ZM75 158H77V159L75 160ZM127 158H129V161H127ZM45 159H46V162H45ZM64 159H65V162L68 163V164H66V163L65 164L68 166L70 165L69 162L71 163V165L73 164L74 167L76 164H77V166L80 165L77 168H78V170L81 171V173L83 172L81 174V177L79 179H77V182H75L77 184H74V186L73 185H63L64 187H62V185L60 186L59 181H57V179L59 180L60 177L57 176L55 173L53 174V172H57V170L59 171L61 168H62L61 170H64L63 168L65 167V170H67V169H70L71 167H73L71 165H70L71 167L69 166L70 168L67 166L63 167L62 165H64V164H62L61 161H64ZM77 160H79V161H77ZM193 160L195 162H193ZM198 160H200V161H198ZM127 162H128V164H127L128 168L126 166ZM189 162L193 163V164H190ZM48 163H50V164H48ZM22 164H25L27 167L26 163H22ZM57 164H58V166L60 165L59 166L60 169L58 168ZM157 164H158V162H157ZM51 165H52V167H51ZM190 165H193V166H191L192 167L191 169H190ZM199 166L201 168H199V169L196 168ZM55 168H57V170ZM131 168L133 171L136 170L135 172L139 176V177L137 176L136 178H139V179H136L134 177L136 175H132L134 172L133 173L131 172L132 174H130V173L127 174ZM194 168H196L198 170V172L201 169L199 174H198V172H196V170ZM45 171L43 173H46ZM116 171H114V172H116ZM142 171L143 172L145 171V173L143 174ZM190 171H191V173H190ZM202 171H203V173H202ZM84 172H86V173H84ZM184 173H187L188 176L183 175ZM196 173H197V176H195ZM206 173H207V175H206ZM85 174H86V177H84L82 179V177L85 176ZM141 174H143V175L140 176ZM202 174H205V175H202ZM54 175L57 176L58 178H54ZM192 175H194L193 176V177H195L194 179L191 178ZM211 175H213V177ZM87 176H89V177H87ZM126 176H128V177H126ZM200 176H202V177H200ZM125 177H126V180H125ZM140 177H142L143 180ZM219 177H221V178H219ZM21 178H23V179H21ZM53 178L55 179V181H57L56 183L52 180ZM151 178H152V180L154 179L153 184H151L152 183ZM159 178H161V179H159ZM174 178L176 181L174 180ZM184 178H186V179H184ZM189 178H190V180H189ZM199 178L203 179V180L200 179V181H202V182H198ZM48 179H49V182H48ZM80 179H81V181H85V182L81 183ZM128 179H130L131 182ZM140 179L142 180L141 182L143 183L144 186H145V184L148 185V183H149L148 180L151 182V183H149L150 185H148L149 189L147 188V190H150L149 192L146 190V186L144 189L141 188L143 191L141 189H139V187H144L141 185ZM172 179H173V182L175 181V183L172 182ZM181 179H184V181L186 180L187 182L186 181L181 182L180 181ZM197 179H198V181H197ZM209 179L210 180L212 179V181L218 180V181H216L218 185L216 184V182L214 185V183L210 182ZM134 180L136 182H138V180H139L140 183L135 184ZM159 180H162V181L159 182ZM164 180H166V182ZM188 180L190 182H188ZM191 180H193L194 182L193 181L191 182ZM205 180H208L209 183H208V181H205ZM3 181H4V183H3ZM143 181L144 182L146 181L147 183L146 182L144 183ZM179 181L181 184L184 183L183 185L186 186V187L183 186L185 191H184V189H182L183 187L181 185H179ZM195 181L197 182V184ZM203 181H205L204 182L205 184L203 183ZM17 182H19V183L21 182L20 187H19V183H17ZM22 183H23V186H22ZM131 183L135 184V185H133L134 187L132 186ZM200 183L204 184L205 186L204 185L202 186V184H200ZM212 183H213V186H211ZM3 184H5V185H3ZM8 184H10V185H8ZM30 184H32L34 189L32 188V186H30ZM33 184L36 185V190H35V186ZM51 184H53V185H51ZM176 184L178 185L179 188L177 187ZM191 184L193 187L191 186ZM193 184H196V186H199V187H195V185H193ZM24 185L25 186L27 185L26 188ZM49 185H50V187H49ZM76 185H78V186H76ZM152 185H153V187L151 188L150 186H152ZM174 185L177 188L176 187L174 188ZM6 186H7V188H5ZM40 186H41V189H40ZM57 186H59L63 190L58 188ZM154 186L156 187L158 192L154 191L155 190V189H153ZM158 186H161V187H159L160 189L158 188ZM187 186H189V187H187ZM218 186H219V188H218ZM8 187H10L11 190ZM14 187H16V188H14ZM42 187H44V188H42ZM65 187L69 188V189H67V191H66ZM79 187H81V188H79ZM130 187L131 188L133 187V188L131 189ZM164 187L165 188L168 187V188L165 189ZM171 187H173L174 189ZM214 187H215V189H214ZM22 188L25 189L26 192H24V190L22 191ZM37 188L39 189L38 191H37ZM187 188H188V190H186ZM197 188H199L202 192H200V190ZM175 189L177 190L176 192H175ZM181 189H182V191H181ZM189 189H190V191H189ZM193 189L194 190L197 189V191L193 192L194 191ZM205 189H206V191H205ZM33 190H35L37 192L33 193L34 192ZM123 190L126 192H124ZM165 190H167V191H165ZM172 190H174L173 191L174 194L172 193ZM18 191L21 193H19ZM79 191L82 192V194ZM136 191H138L140 193H137ZM163 191L166 193H164ZM183 191H184V193H183ZM187 191L189 192V194ZM210 191H212V192L210 193ZM146 192H147V194H146ZM179 192H181V193H179ZM192 192H193V194H192ZM203 192H204V194H206L204 197H203L204 194L202 195ZM70 193H71V195H70ZM150 193H152V194H150ZM155 193L158 194L157 195L158 197L155 196L156 195ZM162 193H164V194H162ZM170 193H172V194L170 195ZM199 193H201L202 196ZM26 194L28 196H25ZM60 194H63V195H60ZM175 194H177V195L175 196ZM2 195L4 198L1 197ZM65 195H66V198H64ZM67 195H68V198H67ZM152 195H153V197L155 196L157 198L162 196L166 200L168 199V196H170V197L172 196L171 200H173V203L172 204H171V202L169 203V201H171L170 197H169V200H167V202L170 205H167V204H165L167 202H165L163 200V198L160 197L161 200L164 201V204L162 203V201H160V198H159V201L162 203V205H164V206L166 205L167 207L166 206L164 207L162 205H158V204H160V202L157 200V198H154L157 200V202H155V205L153 206L151 201H153V203H154L155 200L150 198V197H152ZM58 196H59V198H58ZM60 196H62V197H60ZM81 196H83L84 198ZM182 196H183V200H185V202L183 200L181 201ZM29 197L32 200H30ZM109 197H110V199H109ZM176 197H177V202L174 201V200H176ZM178 197H179V199H178ZM193 197H194V199H193ZM201 197H203V198L206 197V198L203 199ZM60 198L61 199L63 198V200H60ZM105 198H107L111 202H109L108 200H105ZM172 198H174V199H172ZM196 198H197V200L198 199H202V200L196 202L197 201ZM64 199L65 200L68 199V200H66V202H64ZM79 199H80V201H79ZM97 199H100V200H97ZM129 199H131L132 201ZM204 200H205V203H204ZM25 201L27 202V204L25 203ZM30 201H32V203H29ZM81 201H82V203H81ZM92 201H93V203H92ZM99 201H100V203H98ZM125 201H127V202L125 203ZM133 201L136 202V204L138 206ZM178 201H179V203H178ZM144 202L147 204L146 208H145L146 204ZM23 203H25L26 206ZM65 203H67V205H65ZM132 203H134V205ZM156 203H158V204H156ZM200 203L202 206L200 205ZM29 204L32 205V207H31L32 210H29L30 209L29 207L31 206V205L29 206ZM139 204H140V206H139ZM148 204H152V205H150L148 207ZM1 205H3V206L1 207ZM64 205H65V207H64ZM86 205H88V206H86ZM128 205H130V206L128 207ZM27 206H29V207H27ZM151 206H153V208H151ZM157 206H158V208L162 209V212H163V214L162 213H158V214L165 215L167 212L169 213L168 216L171 219H169V220L167 219V223H165L166 222L165 218L167 216H162V215L158 216V214H157V215H155L157 218L154 217V213H153L152 209L156 208ZM198 206H200L199 209L197 208ZM85 207H86V209H85ZM131 207L132 208L134 207V209L139 207L135 210L133 209L134 212L138 213L137 216L134 215L136 213H134V212L131 213L132 212V210H130V209H132ZM125 208H126V210H129V211H126V210L123 211ZM140 208L150 210V211L144 210L145 213L148 212V213H146L147 216L151 213V211L153 214L152 215L150 214L149 215L150 217L147 218V216H145V213L143 212V209L141 210ZM148 208H150V209H148ZM158 208H156V209H158ZM166 208H168V209H166ZM262 208H264V207H262ZM163 209L164 210L166 209L168 211L164 212ZM195 209H198L199 212H197L198 210L196 211L197 213H195V211L193 212V210H195ZM66 211L69 213L66 215L72 216V217L70 216L72 220H70L68 222H65V220L62 219L64 217L69 218L66 215L64 217H62ZM140 211H141V213H140ZM9 216H10V218H8ZM151 216H153L157 220L151 218ZM197 216H196V220L198 219ZM161 218L164 220H162ZM202 218H203V216H202ZM202 218L200 217L199 219H202ZM11 219L14 220L15 223ZM147 219H150V220L148 221ZM152 219L155 220V222ZM193 219H195V218H193ZM59 220H61V221L59 222ZM62 220H64V222ZM151 220L153 221V223L150 222ZM159 220H160V223L157 222ZM6 221H9L8 224H6L7 223ZM93 221H94V223H93ZM169 221H171V225L173 224L172 225L173 228L171 226H169L170 225ZM240 221H243V220H240ZM2 222H3V224L5 223L3 226H5V227L7 226L6 228L9 230V232H8V230H6V228L5 229L3 228ZM50 222H53V223H50ZM123 222H125L126 224ZM244 222H242V223H244ZM12 223L15 224V227H12V226H14V224H12ZM61 223L63 225H61ZM155 223L156 224L159 223V224H157V226H160L161 228L157 227L155 225ZM164 223H165V225H164ZM168 223H169V225H168ZM245 223H249V222H245ZM69 224L71 226L72 225L73 226L71 227ZM123 224H124V226H123ZM160 224H163V225H160ZM26 225H29V226L27 227ZM125 225H127V228L125 227ZM150 225H153V231H152V227ZM166 225L170 227V230L167 229L168 227H166ZM23 226H24V229H26V231L29 230V232H24L25 230L24 229H23L24 231L22 230ZM66 226H70V228L69 227L66 228ZM149 227L151 229H149ZM195 228L198 229V227H195ZM65 229H67V230H65ZM95 229H98V230L95 231ZM192 229H191V231H192ZM89 230H90V233H89ZM120 231H122V233ZM183 231H184V233L186 232L185 234L187 236H185V234L183 235ZM10 232L12 234H10ZM16 232H18V233H16ZM19 232L20 233L22 232L24 234H29L30 237L26 235L28 238L27 239L25 235H22L21 238H23V239H21L20 238L21 234ZM116 232H118V233H116ZM176 232H178V233H176ZM7 233H9L10 236ZM99 233H100V235H99ZM189 233H190V235H188ZM2 234H5V235H2ZM97 234L99 237H97ZM101 234H103V235H101ZM119 234L122 236V238L128 237L127 239H129L130 242L132 241L131 242L132 247L130 248V246H131V244H130V245H128L129 246L128 248H130L131 250L133 249V250L131 251L129 249L130 252L127 253L126 252V251H128L127 250L128 248H127L126 251H124V253H123V256H124L123 259H121L122 253L121 254H119V253L115 254V255H117V258L113 257V254L116 253V252H114V250L116 251V249L118 248L117 251L120 249V252H122L121 250L122 249L124 250V248L121 244L124 245L127 241L125 238H123V239L120 238L121 236ZM193 234L196 236H194ZM6 235L8 237H6ZM88 235H93V236H88ZM94 235H95V237H94ZM105 235L107 238H108L107 235H110L109 237L112 236L114 238V241H112V242H114L117 245V247L115 246L114 243H112L110 241L111 239L110 240H109V238L106 239ZM115 235H118L119 237L115 236ZM123 235H125V236H123ZM128 235H130V237ZM16 236H19V237H16ZM23 236H25L26 239ZM32 236H33V238L31 239ZM1 237H2V239H1ZM10 237H12V238H10ZM74 237L76 238V240H78L79 243H87L86 245L89 248L83 244H81V245L87 247L88 250H85L84 249L85 247H83V246H82L83 247L82 248L81 245L79 246L78 245L79 243L76 242ZM89 237H91V240L89 239ZM116 237H118L119 241H115V239H117ZM262 237H264V235H261V237H259V238H262ZM4 238H6V239H4ZM113 238H112V240H113ZM196 238H198V240H199V243H198V241H196L197 245H195V242H194L195 240H197ZM73 239L75 240V242H73L74 241ZM87 239H89V241ZM99 239H102L101 241H104L106 239L105 242H106L107 248L105 247L106 245H104L105 243H103V242H102L103 246L101 247L102 249L96 248L98 243L101 242ZM23 240H25V241H23ZM108 240H109V243L107 242ZM123 240L125 243L122 242ZM83 241H85V242H83ZM188 241L189 242L193 241L194 243H189ZM88 242H90V244H92L93 247ZM117 242H119V243H117ZM172 242H174V246H172V244H173ZM204 242H202V243H204ZM93 243L96 246H94ZM102 243H100V244L102 245ZM143 243H147V244L150 243L151 245L150 244H149L150 246L147 245V246H149V248L148 247L144 248L145 249V251H144L143 248L141 247V245ZM188 243H189V245H188ZM210 243H212V242H210L208 240V242L206 244H210ZM112 244H114V246ZM127 244H129V242ZM180 244H181V246L179 247ZM191 244H193V245H191ZM206 244L205 245L202 244L203 246L199 245V246H202L199 250L200 252L198 250L197 251L199 253H197V251L194 252V253H196L195 256H193L194 255V253H193L192 256L194 258L190 259V260H192L191 264H196L194 261L197 262L199 257L201 258V260H203L201 262V264H235V262L238 261L237 260L238 258L235 259L236 257L235 258L232 257V258H230L231 263H227V262L225 263L224 260H220L221 255L217 254L218 252L216 250H213V249L211 250V248H212L211 244L208 245L209 247ZM108 245H110L111 247ZM119 245H121L122 247L121 246L119 247ZM74 246L76 247V249L74 248ZM167 246H171V247L167 248ZM103 247H105V248H103ZM31 248H33L35 254H37L36 257H34L35 254H34L33 250H31ZM78 248L83 249V250L80 249L82 253L80 252V250L78 251ZM135 248H136V253L134 252ZM138 248L143 250L142 253L138 252L140 250ZM31 253H33L34 256H32ZM134 255L136 257H134ZM196 256H198L197 260H195ZM112 257H113V259H112ZM44 259L47 261V263L44 261ZM84 259H86V260H84ZM233 260L234 261L236 260V261L233 262ZM80 261H81V263H80ZM226 261H229V259H227ZM173 263L174 262H172V264ZM187 263H185V264H187ZM237 263L239 264V261ZM242 263L246 264L247 262L243 261Z\"/></svg>", "mask_w": 264, "mask_h": 264}]
</instances>
